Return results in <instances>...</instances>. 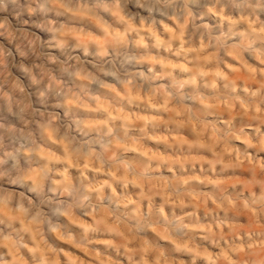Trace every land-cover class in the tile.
Masks as SVG:
<instances>
[{
  "label": "clouds",
  "instance_id": "clouds-1",
  "mask_svg": "<svg viewBox=\"0 0 264 264\" xmlns=\"http://www.w3.org/2000/svg\"><path fill=\"white\" fill-rule=\"evenodd\" d=\"M0 264H264V0H0Z\"/></svg>",
  "mask_w": 264,
  "mask_h": 264
}]
</instances>
